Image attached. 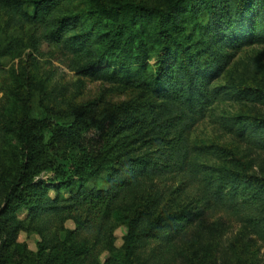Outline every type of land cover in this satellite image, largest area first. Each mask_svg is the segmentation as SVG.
<instances>
[{
  "label": "trees",
  "instance_id": "obj_1",
  "mask_svg": "<svg viewBox=\"0 0 264 264\" xmlns=\"http://www.w3.org/2000/svg\"><path fill=\"white\" fill-rule=\"evenodd\" d=\"M241 8L245 13H262L264 0H0V11L16 24L39 30V47L45 48L44 53L57 47L70 70L95 81L143 90L153 98L110 107L106 115L113 134L106 144L84 151L78 161L58 165L48 178L38 176L41 167L49 165L46 147L58 138H70L82 147V122L75 127L57 123L48 141L45 131L53 124L44 120L13 116L2 125L16 137L21 156L16 175L5 180L0 202V264H8L4 254H9L8 246L26 221L29 230L45 238L55 221L73 219L77 225L62 241L43 239L36 264H85L87 259H98L99 253L113 248L112 229L106 224L113 207L133 204L149 184L175 178L183 191L188 182L200 184L190 206L166 211L158 194L142 204L143 209L116 215L127 227L126 264H138V252L149 241L173 245L208 211L235 216L264 242V175L253 172L229 147L188 143V134L219 93L208 86L214 75L227 69L232 59L227 48L242 45L234 25V12ZM256 39L264 43V31ZM154 56L156 67L150 64ZM26 75L30 78V70ZM228 89L225 94L230 97ZM256 90L248 91L249 101L263 97ZM257 121L264 124V118ZM238 124L229 127L264 151V126L252 130ZM104 170L106 186L88 187L87 182ZM74 186L78 189L68 198L49 194ZM22 208L28 211L26 220L16 215ZM93 219L99 223L94 238L83 236L94 226ZM188 259L190 264H204L197 253L188 254Z\"/></svg>",
  "mask_w": 264,
  "mask_h": 264
},
{
  "label": "rangeland",
  "instance_id": "obj_2",
  "mask_svg": "<svg viewBox=\"0 0 264 264\" xmlns=\"http://www.w3.org/2000/svg\"><path fill=\"white\" fill-rule=\"evenodd\" d=\"M140 1L159 3L163 0ZM241 11L242 8L234 12V25L239 29L242 45L236 50L227 48L226 53L232 59L226 70L210 79L208 86L213 93L215 90L219 93L208 102L204 118L188 134V143L192 147L203 144L229 147L248 163L253 172L264 175V151L249 145L246 135L229 127L232 122H239L238 126L245 125L252 130L264 126L257 121V118H264V43L256 39V34L264 31V10L257 14ZM38 31L29 24H16L11 15L0 11V202L5 180L16 175L21 156L16 137L2 126L8 123L9 118L26 117L34 121L44 120L49 125L52 123V129L45 131L46 141L50 140L57 123L75 127L82 122L79 129L82 147L71 142L70 138H58L46 147L49 165L41 167L38 176L48 178L58 165H64L69 159L78 161L84 151H94L106 144L113 134V131L109 133L112 121L107 120L106 115L110 107L133 100L153 99L143 90L95 81L70 70L68 59L57 47L51 46L47 53H44L45 48L39 47ZM156 63L154 56L150 64L156 67ZM28 70L30 78L26 75ZM225 87L229 88L230 97L225 94ZM256 89L260 92L254 93L263 97L260 101H249L248 91ZM106 177L107 170L101 171L87 182V186L104 187ZM199 185L193 180L183 191L181 181L176 178L155 182L149 184L144 196L137 197V202L116 204L111 220L106 222L112 229L113 248L99 253L98 259H87L84 263L97 261L96 264H106L111 260L112 264H126L124 237L127 227L116 219V215L124 211L134 212L138 207L141 210L142 204L158 194H162L161 206L166 211L180 210L193 203ZM77 189L78 186L72 190L52 189L49 194L68 198L70 191ZM16 215L19 220H26L28 211L22 208ZM93 220L94 226L83 236L94 238L99 223ZM55 222L45 238L37 231L29 230L26 221L24 228L17 231L14 243L8 246L9 254H4L8 264H17L21 260L26 264H36L43 239L53 240V243L62 241L66 231L77 226L73 219ZM2 238L0 234V252ZM81 239L84 238L81 236ZM190 253L200 254L204 264H264V242L261 238L245 229L235 216L222 211L205 213L173 245L160 240L147 242L136 259L138 264H190Z\"/></svg>",
  "mask_w": 264,
  "mask_h": 264
}]
</instances>
